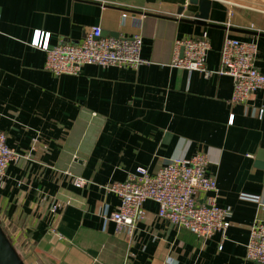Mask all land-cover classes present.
I'll return each mask as SVG.
<instances>
[{"label":"crops","instance_id":"crops-1","mask_svg":"<svg viewBox=\"0 0 264 264\" xmlns=\"http://www.w3.org/2000/svg\"><path fill=\"white\" fill-rule=\"evenodd\" d=\"M210 2L201 21L190 0H0V131L29 155L0 178V222L25 264H259L246 253L264 212L241 195L264 201V89L232 102L233 78L217 71L230 37L258 45L264 73V0ZM91 26L139 34L146 62L55 75L31 44L37 30L50 45L80 42ZM204 33L213 73L173 67L175 41ZM200 151L218 205L231 212L225 236L203 240L160 218L153 200L131 235L118 233L109 184Z\"/></svg>","mask_w":264,"mask_h":264},{"label":"built area","instance_id":"built-area-1","mask_svg":"<svg viewBox=\"0 0 264 264\" xmlns=\"http://www.w3.org/2000/svg\"><path fill=\"white\" fill-rule=\"evenodd\" d=\"M31 44L46 52L45 68L55 75L78 74L86 64L137 68L146 62L141 56L142 39L139 34L131 37L104 36L99 26L87 28L80 42L62 41L56 45H50L49 33L37 30ZM210 48L205 33L177 39L171 65L199 70L210 76L213 71L206 66ZM257 57L258 45L255 42L230 37L224 39L217 73L233 78L232 102H245L254 91L264 89V73L256 65ZM28 156L9 147L7 134L0 131V178L11 163ZM208 162L207 154L200 151L188 159H169L154 173L140 167L126 180L109 184L108 190L120 198V205L107 219L116 223L118 233L131 235L144 216V203L153 200L158 204V215L163 220L189 229L203 240L217 232L225 236L231 225V212L218 205L217 180L207 175ZM75 180L79 187L86 184L83 177ZM202 194L205 195L203 199ZM241 196L256 202L264 212V201L260 195L243 193ZM246 258L264 264V216L257 217L251 225Z\"/></svg>","mask_w":264,"mask_h":264},{"label":"water","instance_id":"water-1","mask_svg":"<svg viewBox=\"0 0 264 264\" xmlns=\"http://www.w3.org/2000/svg\"><path fill=\"white\" fill-rule=\"evenodd\" d=\"M191 5L198 6L195 17L201 21L208 19L210 0H190ZM0 264H25L17 249L6 235L0 224Z\"/></svg>","mask_w":264,"mask_h":264},{"label":"rangeland","instance_id":"rangeland-1","mask_svg":"<svg viewBox=\"0 0 264 264\" xmlns=\"http://www.w3.org/2000/svg\"><path fill=\"white\" fill-rule=\"evenodd\" d=\"M2 222H0V224H1ZM1 226H2V224H1ZM2 228H3V230L5 231V233H6V230H5V228L2 226ZM6 235L8 236V234L6 233ZM8 237H10V236H8ZM10 240H11V238H10ZM12 242V241H11Z\"/></svg>","mask_w":264,"mask_h":264}]
</instances>
